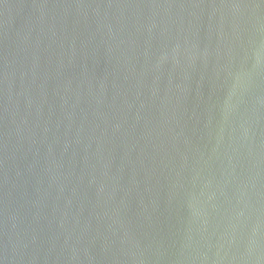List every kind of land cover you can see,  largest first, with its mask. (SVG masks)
<instances>
[{
    "label": "water",
    "instance_id": "water-1",
    "mask_svg": "<svg viewBox=\"0 0 264 264\" xmlns=\"http://www.w3.org/2000/svg\"><path fill=\"white\" fill-rule=\"evenodd\" d=\"M0 264H264V0H0Z\"/></svg>",
    "mask_w": 264,
    "mask_h": 264
}]
</instances>
